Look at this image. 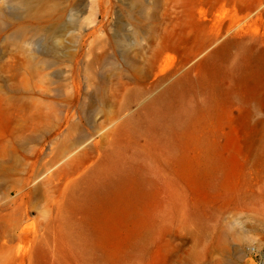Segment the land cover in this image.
<instances>
[{
  "label": "rangeland",
  "instance_id": "obj_1",
  "mask_svg": "<svg viewBox=\"0 0 264 264\" xmlns=\"http://www.w3.org/2000/svg\"><path fill=\"white\" fill-rule=\"evenodd\" d=\"M259 50L264 0H0V264H264Z\"/></svg>",
  "mask_w": 264,
  "mask_h": 264
},
{
  "label": "bare ground",
  "instance_id": "obj_2",
  "mask_svg": "<svg viewBox=\"0 0 264 264\" xmlns=\"http://www.w3.org/2000/svg\"><path fill=\"white\" fill-rule=\"evenodd\" d=\"M221 49H223L222 46L220 50L212 52L210 56L217 55ZM259 53L264 56V51L259 50ZM238 154L239 152L233 141H230L228 148L219 156L224 175L231 174L234 169L231 167L235 162L239 161ZM103 166V162L95 163L94 169L91 171L92 175L98 174L103 169ZM138 179L139 174L128 169L114 180V186L105 200L108 207L106 206L98 215L100 228L97 230V235L102 241L113 237L117 226L122 222L123 216L127 212L141 215L144 218L147 217L148 209L141 203L142 194L138 187Z\"/></svg>",
  "mask_w": 264,
  "mask_h": 264
}]
</instances>
